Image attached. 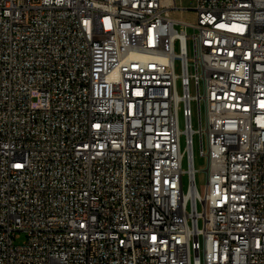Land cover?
I'll use <instances>...</instances> for the list:
<instances>
[{"label": "built area", "instance_id": "obj_1", "mask_svg": "<svg viewBox=\"0 0 264 264\" xmlns=\"http://www.w3.org/2000/svg\"><path fill=\"white\" fill-rule=\"evenodd\" d=\"M194 1L0 0V264H264V0Z\"/></svg>", "mask_w": 264, "mask_h": 264}, {"label": "rangeland", "instance_id": "obj_2", "mask_svg": "<svg viewBox=\"0 0 264 264\" xmlns=\"http://www.w3.org/2000/svg\"><path fill=\"white\" fill-rule=\"evenodd\" d=\"M178 5L184 6L186 9H172L171 10V17L174 19H179L182 21L194 23L196 21V11L193 10L195 6L194 0H177ZM196 94V89L194 87V82H191V95L194 96ZM191 109H192V124L195 129H198V114H197V102L192 100L191 102ZM205 114L204 104L201 103V115L202 117ZM185 122L183 118L182 110L180 111V121L179 126L181 129L184 128ZM182 148H185V139L182 137ZM204 149H207V140L206 137L204 138ZM193 154H194V164L197 172L195 173V182L198 191L201 194H204L206 184H207V174L203 169L207 165V158L201 156L200 154V141H199V134L195 133L193 137ZM182 167L184 170L188 168L186 154L183 157ZM183 184L184 189L186 190L189 185L188 175L185 173L183 175ZM198 209L203 210V206L201 203H198ZM202 224V221L200 222Z\"/></svg>", "mask_w": 264, "mask_h": 264}, {"label": "crops", "instance_id": "obj_3", "mask_svg": "<svg viewBox=\"0 0 264 264\" xmlns=\"http://www.w3.org/2000/svg\"><path fill=\"white\" fill-rule=\"evenodd\" d=\"M164 1V4L165 5H168L169 3H170V0H163ZM177 5H178V3H177ZM195 7V6H194ZM177 9H181V10H183V9H186L184 6H182V5H178V8ZM193 10H194V8H193ZM169 14H170V16H171V10H170V12H169Z\"/></svg>", "mask_w": 264, "mask_h": 264}]
</instances>
